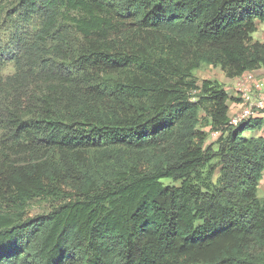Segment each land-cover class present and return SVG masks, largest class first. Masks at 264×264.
Segmentation results:
<instances>
[{
    "label": "trees",
    "instance_id": "16d2710c",
    "mask_svg": "<svg viewBox=\"0 0 264 264\" xmlns=\"http://www.w3.org/2000/svg\"><path fill=\"white\" fill-rule=\"evenodd\" d=\"M259 22L264 0H0V264H264V118L231 125L195 76L264 72Z\"/></svg>",
    "mask_w": 264,
    "mask_h": 264
},
{
    "label": "rangeland",
    "instance_id": "374dc122",
    "mask_svg": "<svg viewBox=\"0 0 264 264\" xmlns=\"http://www.w3.org/2000/svg\"><path fill=\"white\" fill-rule=\"evenodd\" d=\"M252 39L253 40H257V41H261L264 42V22H259L257 23V30L252 34ZM4 73H9L12 71V67L11 66H7L4 70ZM195 76H196V80L199 83L202 79L204 78H211V79H216L218 80L221 84L224 85V87L226 86V90L227 92H233V80H226V77L224 76L223 72L220 70V68H214L210 65H207L205 63H203L201 65V67L199 69H197L195 71ZM229 83V84H228ZM238 93H235V96L238 97ZM202 128L208 132V137L207 140L205 142V145L210 144L213 140H215L216 138V133L215 132H211L209 130V127L204 125L202 126ZM263 131V132H262ZM264 133V126L263 129L261 131H257V130H252V131H245L244 132V136L245 137H251L254 136L255 134L260 135ZM165 183H169L170 179H164ZM258 197L259 199H264V170L262 173V178L260 180V184H259V188H258ZM29 210H30V214H36V213H41L45 210L46 205L43 203H30L29 205Z\"/></svg>",
    "mask_w": 264,
    "mask_h": 264
},
{
    "label": "built area",
    "instance_id": "2783aa9c",
    "mask_svg": "<svg viewBox=\"0 0 264 264\" xmlns=\"http://www.w3.org/2000/svg\"><path fill=\"white\" fill-rule=\"evenodd\" d=\"M240 83V108L230 116L229 123L238 126L255 117L264 118V93L260 92V84L254 81V76L248 73Z\"/></svg>",
    "mask_w": 264,
    "mask_h": 264
},
{
    "label": "crops",
    "instance_id": "0c3cea01",
    "mask_svg": "<svg viewBox=\"0 0 264 264\" xmlns=\"http://www.w3.org/2000/svg\"><path fill=\"white\" fill-rule=\"evenodd\" d=\"M251 73L254 76V81L260 84V92L264 93V72L262 69H256L253 71H249L244 73L241 76H238L236 78H226V80H233L234 84H233V92H228L230 97H234V100H230L229 101V115L231 116L232 114H234L237 110H239L240 108V98L239 95L238 97L235 96V93H238L239 91V87H240V83L244 82L242 81V79L248 74ZM229 84V83H228ZM226 88V86H225ZM257 135V134H255Z\"/></svg>",
    "mask_w": 264,
    "mask_h": 264
}]
</instances>
